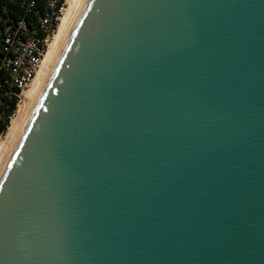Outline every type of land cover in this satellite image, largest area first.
Masks as SVG:
<instances>
[{"label": "water", "instance_id": "95a60500", "mask_svg": "<svg viewBox=\"0 0 264 264\" xmlns=\"http://www.w3.org/2000/svg\"><path fill=\"white\" fill-rule=\"evenodd\" d=\"M0 264H264V0H88L0 179Z\"/></svg>", "mask_w": 264, "mask_h": 264}, {"label": "built area", "instance_id": "2783aa9c", "mask_svg": "<svg viewBox=\"0 0 264 264\" xmlns=\"http://www.w3.org/2000/svg\"><path fill=\"white\" fill-rule=\"evenodd\" d=\"M68 8V0H0V70L9 72V84L19 91L14 93L19 102L36 77Z\"/></svg>", "mask_w": 264, "mask_h": 264}, {"label": "bare ground", "instance_id": "6f19581e", "mask_svg": "<svg viewBox=\"0 0 264 264\" xmlns=\"http://www.w3.org/2000/svg\"><path fill=\"white\" fill-rule=\"evenodd\" d=\"M68 2L69 8L36 77L23 92L15 116L7 131L0 137V179L88 0H68Z\"/></svg>", "mask_w": 264, "mask_h": 264}, {"label": "trees", "instance_id": "16d2710c", "mask_svg": "<svg viewBox=\"0 0 264 264\" xmlns=\"http://www.w3.org/2000/svg\"><path fill=\"white\" fill-rule=\"evenodd\" d=\"M2 50L0 46V59L3 55ZM9 80V72L0 70V136H3L7 131L19 102V98L14 95V93L18 94L19 91L11 88Z\"/></svg>", "mask_w": 264, "mask_h": 264}, {"label": "rangeland", "instance_id": "374dc122", "mask_svg": "<svg viewBox=\"0 0 264 264\" xmlns=\"http://www.w3.org/2000/svg\"><path fill=\"white\" fill-rule=\"evenodd\" d=\"M0 137H2V136H0Z\"/></svg>", "mask_w": 264, "mask_h": 264}]
</instances>
